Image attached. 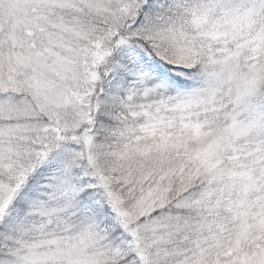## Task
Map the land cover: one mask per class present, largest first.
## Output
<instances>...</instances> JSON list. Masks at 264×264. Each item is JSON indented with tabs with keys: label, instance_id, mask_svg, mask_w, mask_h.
Returning <instances> with one entry per match:
<instances>
[{
	"label": "snow or ice",
	"instance_id": "obj_1",
	"mask_svg": "<svg viewBox=\"0 0 264 264\" xmlns=\"http://www.w3.org/2000/svg\"><path fill=\"white\" fill-rule=\"evenodd\" d=\"M0 264H264V0H0Z\"/></svg>",
	"mask_w": 264,
	"mask_h": 264
}]
</instances>
